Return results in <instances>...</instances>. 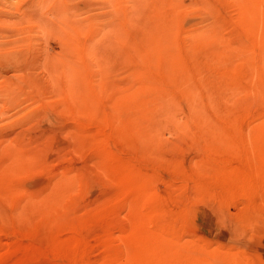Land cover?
Wrapping results in <instances>:
<instances>
[{
  "label": "rangeland",
  "instance_id": "rangeland-1",
  "mask_svg": "<svg viewBox=\"0 0 264 264\" xmlns=\"http://www.w3.org/2000/svg\"><path fill=\"white\" fill-rule=\"evenodd\" d=\"M0 264H264V0H0Z\"/></svg>",
  "mask_w": 264,
  "mask_h": 264
}]
</instances>
